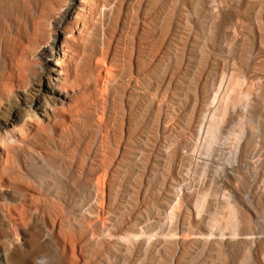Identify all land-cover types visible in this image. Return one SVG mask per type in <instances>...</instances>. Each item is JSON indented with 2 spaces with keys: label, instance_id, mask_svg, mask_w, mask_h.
I'll return each instance as SVG.
<instances>
[{
  "label": "rangeland",
  "instance_id": "obj_1",
  "mask_svg": "<svg viewBox=\"0 0 264 264\" xmlns=\"http://www.w3.org/2000/svg\"><path fill=\"white\" fill-rule=\"evenodd\" d=\"M94 23L112 74L67 125L34 99L50 136L22 153L17 180L45 195L25 207L46 215L62 203L70 224L60 236L81 239L83 264H233L257 242L264 256V0H103ZM237 191L257 207L252 222ZM5 192L20 208L21 188ZM26 209L10 243L34 264L47 231Z\"/></svg>",
  "mask_w": 264,
  "mask_h": 264
},
{
  "label": "bare ground",
  "instance_id": "obj_2",
  "mask_svg": "<svg viewBox=\"0 0 264 264\" xmlns=\"http://www.w3.org/2000/svg\"><path fill=\"white\" fill-rule=\"evenodd\" d=\"M4 1V10L0 9V54H7V60L0 74V197L3 198L0 200V264H21L23 252L10 243V236L17 227L14 220L27 218L26 208L40 212L41 207H25V203L45 196L17 180L24 176L21 156L27 150H39L34 147L36 134L40 139L50 136L47 121L34 114V99L45 101L55 116L61 114L60 121L67 125L75 119V114L86 111L103 95L112 69L108 63L109 47L106 45L100 53L95 45L94 19L103 0ZM45 81L48 94L42 90ZM34 84L39 87L37 95L33 93ZM16 91L26 94L22 110ZM28 98H32L31 101ZM106 179L104 173L98 181L103 193L101 216L106 211ZM16 186L21 188L25 200L20 208L8 204L5 194ZM234 196L243 219L252 222L258 215L257 207L242 198L238 191ZM40 215L47 235L42 240L39 235L43 231L37 232L30 254L32 262L35 264L40 258V264H71L69 256L67 258L71 254L74 263L83 264L81 239L74 238L69 244L60 236L70 224L62 203L49 204L48 213L40 212ZM260 247L261 242H257L240 257L232 256L233 264H264Z\"/></svg>",
  "mask_w": 264,
  "mask_h": 264
}]
</instances>
